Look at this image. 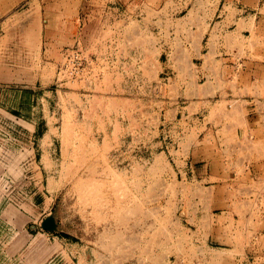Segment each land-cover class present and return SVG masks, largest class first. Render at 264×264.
<instances>
[{
    "label": "rangeland",
    "instance_id": "374dc122",
    "mask_svg": "<svg viewBox=\"0 0 264 264\" xmlns=\"http://www.w3.org/2000/svg\"><path fill=\"white\" fill-rule=\"evenodd\" d=\"M0 264H264V0H0Z\"/></svg>",
    "mask_w": 264,
    "mask_h": 264
},
{
    "label": "built area",
    "instance_id": "2783aa9c",
    "mask_svg": "<svg viewBox=\"0 0 264 264\" xmlns=\"http://www.w3.org/2000/svg\"><path fill=\"white\" fill-rule=\"evenodd\" d=\"M68 56V62L65 63L66 66V72L73 75L78 74L80 66L82 65V59L78 53H71Z\"/></svg>",
    "mask_w": 264,
    "mask_h": 264
},
{
    "label": "crops",
    "instance_id": "0c3cea01",
    "mask_svg": "<svg viewBox=\"0 0 264 264\" xmlns=\"http://www.w3.org/2000/svg\"><path fill=\"white\" fill-rule=\"evenodd\" d=\"M216 194L219 195L220 201L217 202L218 205H220L217 209L220 210V213L224 212H234V208L231 203H228L227 200L229 199L228 196L230 195L229 192H225L222 189L218 190ZM236 219V216H235Z\"/></svg>",
    "mask_w": 264,
    "mask_h": 264
},
{
    "label": "water",
    "instance_id": "95a60500",
    "mask_svg": "<svg viewBox=\"0 0 264 264\" xmlns=\"http://www.w3.org/2000/svg\"><path fill=\"white\" fill-rule=\"evenodd\" d=\"M44 227L47 228V229H55L56 228V224L54 222V219L51 217V218H48L45 222H44Z\"/></svg>",
    "mask_w": 264,
    "mask_h": 264
}]
</instances>
